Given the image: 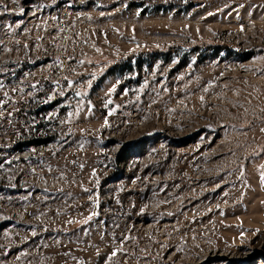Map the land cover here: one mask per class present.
Segmentation results:
<instances>
[{"label":"rangeland","instance_id":"obj_1","mask_svg":"<svg viewBox=\"0 0 264 264\" xmlns=\"http://www.w3.org/2000/svg\"><path fill=\"white\" fill-rule=\"evenodd\" d=\"M0 264H264V0H0Z\"/></svg>","mask_w":264,"mask_h":264},{"label":"snow or ice","instance_id":"obj_2","mask_svg":"<svg viewBox=\"0 0 264 264\" xmlns=\"http://www.w3.org/2000/svg\"><path fill=\"white\" fill-rule=\"evenodd\" d=\"M13 2H18V0H13ZM77 95H80V93H77ZM112 255L115 256L116 252H113Z\"/></svg>","mask_w":264,"mask_h":264}]
</instances>
